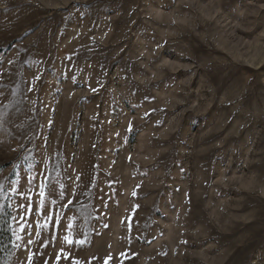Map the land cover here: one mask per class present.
<instances>
[{
    "label": "rangeland",
    "instance_id": "374dc122",
    "mask_svg": "<svg viewBox=\"0 0 264 264\" xmlns=\"http://www.w3.org/2000/svg\"><path fill=\"white\" fill-rule=\"evenodd\" d=\"M0 264H264V0H0Z\"/></svg>",
    "mask_w": 264,
    "mask_h": 264
},
{
    "label": "snow or ice",
    "instance_id": "6c2138e0",
    "mask_svg": "<svg viewBox=\"0 0 264 264\" xmlns=\"http://www.w3.org/2000/svg\"><path fill=\"white\" fill-rule=\"evenodd\" d=\"M130 129H131V125H130ZM133 194H135V193H133ZM41 195H43V193H41ZM71 227V225H69V228ZM65 239L67 240V237H65ZM69 242H71V241H69Z\"/></svg>",
    "mask_w": 264,
    "mask_h": 264
}]
</instances>
